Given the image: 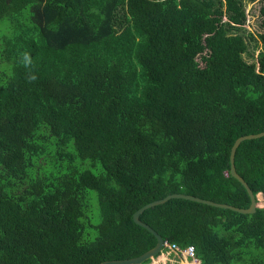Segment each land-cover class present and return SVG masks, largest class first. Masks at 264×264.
Returning a JSON list of instances; mask_svg holds the SVG:
<instances>
[{"label":"trees","instance_id":"obj_1","mask_svg":"<svg viewBox=\"0 0 264 264\" xmlns=\"http://www.w3.org/2000/svg\"><path fill=\"white\" fill-rule=\"evenodd\" d=\"M244 3L0 0V264L137 257L155 240L131 215L173 193L249 206L228 160L264 131V9L254 36ZM233 166L264 203V136ZM138 218L200 264H264V208Z\"/></svg>","mask_w":264,"mask_h":264},{"label":"water","instance_id":"obj_2","mask_svg":"<svg viewBox=\"0 0 264 264\" xmlns=\"http://www.w3.org/2000/svg\"><path fill=\"white\" fill-rule=\"evenodd\" d=\"M263 136H264V131H262L260 133H256V134L240 136L234 140V142L232 143L230 150H229V156H228L229 174L234 180H236L240 184V186L244 189V191H245V193L249 199V206L246 209L236 208V207H232L230 205L221 204V203H215V202H212L209 200L199 199L197 197H193L190 195H183V194H178V193L166 195L165 197H163L161 199H158V200H155V201H152V202H149V203L143 205L142 207H140L139 209L134 211V213L131 215L132 222L136 226L147 231L154 238V240H155L154 246L152 248H150L149 250L143 252L142 254H140L134 258L125 259V260L103 261L99 264H142L144 261L149 260L152 257L157 256L163 240L149 226H147L146 224L139 221L138 217L144 210L158 206V205H161V204H164L165 202H167L171 199H180V200L190 201V202L206 205V206L213 207V208L229 210V211H232V212H235L238 214H252L255 211V209L258 208L256 206L257 205V196L260 194L252 195V192L248 188L246 183L237 175V173L235 172L234 166H233V157H234V152H235L237 146L241 142L246 141V140L257 139V138H260ZM260 197H261V195H260Z\"/></svg>","mask_w":264,"mask_h":264},{"label":"rangeland","instance_id":"obj_3","mask_svg":"<svg viewBox=\"0 0 264 264\" xmlns=\"http://www.w3.org/2000/svg\"><path fill=\"white\" fill-rule=\"evenodd\" d=\"M264 9V0H245L244 3V10H245V16H246V20L245 23L243 25V28L245 29V31L251 33L252 35L256 36L257 32H259V28H258V22H259V18H260V14H259V9ZM253 43H250L248 45V49L252 50V46ZM257 53V50L253 51V56H255ZM243 58L247 61L250 62V60L248 58H246V56H243ZM91 171L93 173H97L98 168H91ZM87 215L88 217L92 218L93 222H98V208H97V202H96V196L94 194L93 191H87ZM258 208H264V203L258 201L257 205ZM190 260L187 259V262H189Z\"/></svg>","mask_w":264,"mask_h":264},{"label":"built area","instance_id":"obj_4","mask_svg":"<svg viewBox=\"0 0 264 264\" xmlns=\"http://www.w3.org/2000/svg\"><path fill=\"white\" fill-rule=\"evenodd\" d=\"M187 259L190 261L187 262ZM146 264H200V262L196 259L191 246L180 249L175 244L162 241L158 255L149 259Z\"/></svg>","mask_w":264,"mask_h":264},{"label":"bare ground","instance_id":"obj_5","mask_svg":"<svg viewBox=\"0 0 264 264\" xmlns=\"http://www.w3.org/2000/svg\"><path fill=\"white\" fill-rule=\"evenodd\" d=\"M259 199H258V196H257V203H258Z\"/></svg>","mask_w":264,"mask_h":264},{"label":"clouds","instance_id":"obj_6","mask_svg":"<svg viewBox=\"0 0 264 264\" xmlns=\"http://www.w3.org/2000/svg\"><path fill=\"white\" fill-rule=\"evenodd\" d=\"M32 79H35V77H32Z\"/></svg>","mask_w":264,"mask_h":264}]
</instances>
